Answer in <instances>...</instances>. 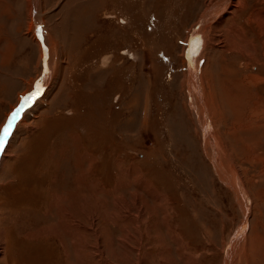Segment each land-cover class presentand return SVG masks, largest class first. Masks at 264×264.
<instances>
[{"label":"rangeland","instance_id":"rangeland-1","mask_svg":"<svg viewBox=\"0 0 264 264\" xmlns=\"http://www.w3.org/2000/svg\"><path fill=\"white\" fill-rule=\"evenodd\" d=\"M18 108L0 264H264V0H0Z\"/></svg>","mask_w":264,"mask_h":264},{"label":"bare ground","instance_id":"bare-ground-1","mask_svg":"<svg viewBox=\"0 0 264 264\" xmlns=\"http://www.w3.org/2000/svg\"><path fill=\"white\" fill-rule=\"evenodd\" d=\"M32 18V17H31ZM31 27H33V29H34V24L32 23L31 24ZM39 28V27H38ZM41 38V37H40ZM36 40H39V39H36ZM42 40H43V42H42ZM44 41H46V42H49L50 41V38H48L47 36L46 37H43L42 39H41V42H40V40H39V42L40 43H44ZM54 48L53 47H51L50 49H49V51L47 50V46L44 48V51H45V53H47V52H49L50 53V55L53 53V51H55V50H53ZM42 54H43V52H42ZM49 55V56H50ZM50 58H51V56H50ZM192 69H193V66H192ZM190 75H191V78L192 77H194V81H195V86H194V90H195V88L198 86V81H197V73L195 72V70L193 69L192 70V72L190 73ZM192 81V80H191ZM193 82V81H192ZM240 86V85H239ZM238 89L241 91L242 89L241 88H239L238 87ZM199 92V91H198ZM242 102V101H241ZM206 106V105H205ZM206 108L207 107H204V109L206 110ZM199 111V110H198ZM209 111H206V113L209 115V113H208ZM208 121H209V119H208ZM207 121V122H208ZM209 123H207V125H205L206 126V135H207V139H208V129H209ZM208 126V127H207ZM204 127V125L202 126V128ZM208 145L209 146H207L208 147V149H209V151H212V144L210 145V140L208 139ZM207 145V144H206ZM213 152V151H212ZM212 154V153H211ZM224 174V173H223ZM238 179V178H237ZM235 181V180H234ZM238 181H236L235 183H237ZM75 184L76 185H74L75 186V188L76 189H81L80 187V184H79V182H77L76 180H75ZM234 184V183H233ZM80 192H82V189L80 190ZM236 192V191H235ZM78 194V193H77ZM77 194L75 195V196H77ZM245 195H247V194H245ZM239 196V195H238ZM79 197V196H78ZM74 198L75 197H73V199H71L70 200V202H69V204H73L72 202H73V200H74ZM69 199V197H67L66 198V200H68ZM245 199V198H244ZM245 201V200H244ZM240 204H241V206H242V208H243V210H244V212L246 213V211H245V206L243 205V203H242V200H240ZM75 205V202H74V204H73V206ZM62 215V214H61ZM76 216L77 215H72V214H64V218H67L66 220L67 221H72L73 222V220L77 223V221H76ZM78 217V216H77ZM117 218V217H116ZM131 220H129L128 222H130ZM71 222V223H72ZM117 222V221H116ZM78 224V223H77ZM242 233H240V236L241 235H243L244 234V230L242 229V231H241ZM69 236H70V234H69ZM71 238H73V235L71 234ZM238 237V239L236 240V242H234V244H233V249H234V247H236L239 243H242V242H244V240H245V235L244 236H242V237ZM263 244V243H262ZM262 250V249H261ZM66 255V254H65Z\"/></svg>","mask_w":264,"mask_h":264},{"label":"snow or ice","instance_id":"snow-or-ice-1","mask_svg":"<svg viewBox=\"0 0 264 264\" xmlns=\"http://www.w3.org/2000/svg\"><path fill=\"white\" fill-rule=\"evenodd\" d=\"M34 99V96H29L25 98V104L31 102ZM23 111V108H18L16 111H14L10 118L8 119L7 123L3 127V129H0V151L3 150L5 142L9 135L12 132V129L17 122L21 112Z\"/></svg>","mask_w":264,"mask_h":264},{"label":"crops","instance_id":"crops-1","mask_svg":"<svg viewBox=\"0 0 264 264\" xmlns=\"http://www.w3.org/2000/svg\"><path fill=\"white\" fill-rule=\"evenodd\" d=\"M242 106V105H241ZM243 107V106H242ZM236 124V123H235ZM217 136V135H216ZM257 141L258 140H256V144H257ZM64 159V158H63ZM58 197H61L60 196V194H58L57 195V197H56V199H55V201L57 200V198ZM82 196L81 197H76V198H74V200H73V204H74V202H75V204H78L79 202H81V200H82ZM75 207V206H74ZM62 218H63V215H62ZM46 233H50V230H48ZM51 236H56L57 238H58V240L60 241V243H62V242H64V241H62L60 238H59V236H58V232L57 231H55L54 233H50L46 238H51ZM50 238L49 239H46V240H50ZM64 250V257H65V254L67 255V248H64L63 249Z\"/></svg>","mask_w":264,"mask_h":264}]
</instances>
